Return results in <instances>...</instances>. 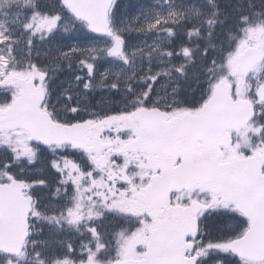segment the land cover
<instances>
[{
	"label": "snow or ice",
	"instance_id": "obj_1",
	"mask_svg": "<svg viewBox=\"0 0 264 264\" xmlns=\"http://www.w3.org/2000/svg\"><path fill=\"white\" fill-rule=\"evenodd\" d=\"M0 264H264V0H0Z\"/></svg>",
	"mask_w": 264,
	"mask_h": 264
},
{
	"label": "trees",
	"instance_id": "obj_2",
	"mask_svg": "<svg viewBox=\"0 0 264 264\" xmlns=\"http://www.w3.org/2000/svg\"><path fill=\"white\" fill-rule=\"evenodd\" d=\"M126 2H127V0H126Z\"/></svg>",
	"mask_w": 264,
	"mask_h": 264
}]
</instances>
